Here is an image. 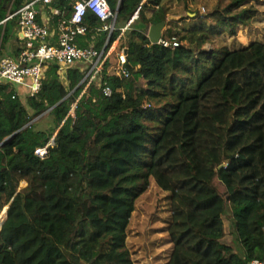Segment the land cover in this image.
<instances>
[{
  "label": "trees",
  "instance_id": "obj_1",
  "mask_svg": "<svg viewBox=\"0 0 264 264\" xmlns=\"http://www.w3.org/2000/svg\"><path fill=\"white\" fill-rule=\"evenodd\" d=\"M30 1L0 0V55L15 38L17 18L6 21L8 15ZM76 1L55 0L52 7L69 19ZM163 1L108 0L116 27L140 8L119 48L128 54V77L116 73L114 56L89 85L81 69L63 78L48 64L42 91L26 103L0 82V210L9 205L0 264H135L127 237L152 182L169 195L165 232L172 247L164 264L264 263V40L205 48L255 23V0H230L210 11L213 25L178 30L170 21L166 39L179 46L168 48L147 36L149 26L167 20ZM86 22L80 45L102 51L103 22L91 14ZM48 118L51 126L42 128ZM44 148L41 158L36 151ZM52 185L75 210L62 244L26 208L27 200H47ZM228 207L243 255L224 242Z\"/></svg>",
  "mask_w": 264,
  "mask_h": 264
},
{
  "label": "built area",
  "instance_id": "obj_2",
  "mask_svg": "<svg viewBox=\"0 0 264 264\" xmlns=\"http://www.w3.org/2000/svg\"><path fill=\"white\" fill-rule=\"evenodd\" d=\"M54 1L32 0L8 15L6 21L17 18V30L25 48L18 59L0 60V82L26 86L30 90V96H35L42 91L47 65L54 64L58 66L59 74L63 78L68 70L81 69L86 73L85 79L88 80L89 85L99 80L105 64L115 53L117 54L116 73L128 77L129 72L126 69L128 54L125 49H119L120 42L125 32L138 19L140 8L124 28L117 29V13L112 12L108 0H78L72 5V15L69 19L66 18L65 12L52 7ZM43 10L47 11L50 19L59 17L55 29H52L50 21L38 22V17ZM90 14L103 22V28L99 31L108 32L102 51H98L93 45L83 47L78 41L80 36H86L88 33L86 19ZM116 30L120 31V34L111 41ZM52 37H56V44L50 43ZM159 45L166 48L178 47L179 42L163 37ZM104 93L110 96L112 91L110 88H105ZM46 152L47 148L36 151L41 158ZM8 208L9 205L0 210V215H5L0 220V230L7 218ZM251 264L264 263L253 260Z\"/></svg>",
  "mask_w": 264,
  "mask_h": 264
},
{
  "label": "rangeland",
  "instance_id": "obj_3",
  "mask_svg": "<svg viewBox=\"0 0 264 264\" xmlns=\"http://www.w3.org/2000/svg\"><path fill=\"white\" fill-rule=\"evenodd\" d=\"M229 2L230 0H198L197 3H190L186 6L181 0H164L163 6L167 14V23L170 21L177 22L174 28L182 30L199 25L202 21L209 25L215 24V19H207L206 16L210 14V11L220 10ZM253 3L258 8L255 23L249 26H240L234 36L226 33L220 37H215L213 42L207 44L205 48L213 50L222 45L234 49L247 46L252 41L264 40V0H255ZM170 17H179V19L170 20ZM170 28L171 25H167L164 38H166L167 30ZM113 56L112 64L113 67H116L117 54L115 53ZM50 126L51 121L48 118L42 124V128ZM25 186L26 183H21L20 189ZM220 190L223 192L221 187ZM47 196V200L44 202L34 203L27 200L26 208L37 226L62 244L65 232L73 226L75 220L74 205L68 199L66 192L55 185L49 187ZM168 196V193L161 191L152 182L136 204L131 220V231L128 233L126 243L135 264L165 263V260L158 258L157 254L161 257L167 255L170 250V243H168L165 232L170 217ZM225 218L227 235L224 242L233 246L238 254L243 255L242 248L233 235L232 213L229 207L226 210ZM155 239L157 242L154 244ZM111 241L112 238L109 237L108 242L111 243Z\"/></svg>",
  "mask_w": 264,
  "mask_h": 264
},
{
  "label": "crops",
  "instance_id": "obj_4",
  "mask_svg": "<svg viewBox=\"0 0 264 264\" xmlns=\"http://www.w3.org/2000/svg\"><path fill=\"white\" fill-rule=\"evenodd\" d=\"M163 2H164V1H163ZM71 5H73V4H71ZM39 18H40L41 23H47V22L50 21V24H52L53 19H50V17L48 16V13H47L46 10H43V12L40 13ZM51 27H52V26H51ZM120 28H124V27H121L120 25L117 26V29H120ZM149 28H150V27H149ZM116 31H118V30H116ZM18 38L21 39V38H20V34H19V32H18V30H17V28H16V30H15V38H14V40H12L10 43H8V44L6 45V48L2 51V53H1V55H0V60L3 59V58H12V59H16V53H17V51L19 50V48L24 47V42H23L22 40L19 41ZM107 38H108V37H107ZM106 40H107V39H106ZM50 43H52V44H56V43H57V41H56V37H52V38L50 39ZM120 43H121V42H120ZM13 89H14V90L17 92V94L20 96L21 100H22L24 103H26L27 98L30 96V90H29V88L26 87V86H22V85H20V86H14V85H13ZM71 113H73V110H72ZM156 242H157V240L155 239V241H153V243L155 244ZM171 247H172V246H171V244H170V249H171ZM169 251H170V250H169ZM157 256H158V258H163V259L166 261L167 256H168V253H167V255H164V256L162 255L161 257H160L159 254H157Z\"/></svg>",
  "mask_w": 264,
  "mask_h": 264
},
{
  "label": "water",
  "instance_id": "obj_5",
  "mask_svg": "<svg viewBox=\"0 0 264 264\" xmlns=\"http://www.w3.org/2000/svg\"><path fill=\"white\" fill-rule=\"evenodd\" d=\"M173 19H179V17H170V20H173ZM167 25H168L167 21H163L160 24L150 26L147 36L151 44L158 45L160 43L161 39L164 36V32L166 30ZM52 143L53 142H51V144Z\"/></svg>",
  "mask_w": 264,
  "mask_h": 264
},
{
  "label": "bare ground",
  "instance_id": "obj_6",
  "mask_svg": "<svg viewBox=\"0 0 264 264\" xmlns=\"http://www.w3.org/2000/svg\"><path fill=\"white\" fill-rule=\"evenodd\" d=\"M4 217V216H3Z\"/></svg>",
  "mask_w": 264,
  "mask_h": 264
}]
</instances>
